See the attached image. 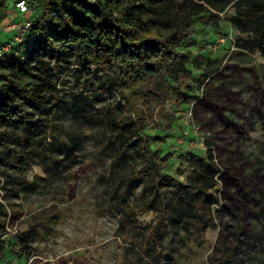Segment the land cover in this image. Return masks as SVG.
<instances>
[{"label":"rangeland","instance_id":"rangeland-1","mask_svg":"<svg viewBox=\"0 0 264 264\" xmlns=\"http://www.w3.org/2000/svg\"><path fill=\"white\" fill-rule=\"evenodd\" d=\"M191 3L161 0L175 14ZM36 12L30 9L23 16L14 9V2H9L4 21L0 19V44L14 37V32L6 30V22L21 19L30 23ZM232 14L228 10L219 18L198 15L196 35L183 45L185 51L208 52L220 61V70L208 80V91L219 94L211 100L218 98L224 109L220 115L205 107L201 99L193 106L177 107L153 82L145 89L157 92L158 97L139 106L146 114L152 148L165 157L169 174L185 178L190 173L191 155L205 156L209 150L206 141L212 140L216 145L210 150L224 173L230 172L229 157L235 168L231 175L241 174L249 180L244 186L238 179L244 186V193L238 195L240 210L222 197V206L215 210L217 228L205 234L202 246L192 240L188 246L183 237L176 238L180 264H264V54L235 47L238 33L226 21ZM43 60L53 70V82L61 96L79 94L92 100L85 117L65 112L58 122L80 141L82 159L49 180L40 158L22 160L17 147H9V156L15 157L11 166L4 168L0 162V192L4 189L8 214L0 217V226L6 227L9 235L5 239L11 243L0 256V264H152L148 257L157 248L144 230L156 223L158 205L155 202L144 212L138 211L150 200L149 180L122 185L116 198L109 199L116 177H132L139 171L142 145L136 139L122 144L111 136L108 124L113 119L136 117L104 85L102 72L87 82L79 67L60 64L53 49L46 51ZM201 74L191 70L180 76L176 85L182 90L189 87L202 98ZM54 102L51 99V104ZM24 108L37 115L33 107ZM227 123L230 126L225 128ZM11 128L0 123V131L9 133ZM0 157L4 158L3 154ZM21 167L24 171L18 169ZM245 194L251 202L249 208L243 203ZM19 233L25 234L23 244L17 240L14 244L13 236ZM141 250L147 255H141Z\"/></svg>","mask_w":264,"mask_h":264},{"label":"trees","instance_id":"trees-1","mask_svg":"<svg viewBox=\"0 0 264 264\" xmlns=\"http://www.w3.org/2000/svg\"><path fill=\"white\" fill-rule=\"evenodd\" d=\"M17 1H24L29 10L37 12L24 41L0 58V123L12 126L9 133L0 131L3 167L11 166L10 161L15 158L9 156L10 146L17 147L22 160L40 158L49 180L82 159L78 153L80 141L58 122L65 112L76 118L85 117L92 100L79 94L67 98L58 93L53 82L55 74L43 60L47 50H54L60 64L79 67L87 82L102 72L104 85L136 117L111 120V136L122 144L136 139L142 145L139 171L132 177H116L109 199L116 198L122 185L128 187L149 180L150 200L138 210L141 213L155 202L158 205L156 223L144 230L146 237L154 240L157 251L147 257L152 264H180L176 238L183 237L188 246L191 240L202 246L205 234L217 228L215 210L222 206V197L240 210L238 195L240 191L244 193L249 180L241 174L231 175L235 168L229 157L226 162L230 172L224 173L210 150L216 145L212 140L206 141L209 150L205 156L191 155L190 173L185 178L169 174L165 157L152 148L146 114L139 107L148 105L159 94L145 87L153 82L155 89L173 98L177 107L193 106L201 99L205 107L220 115L219 111L224 109L217 102L219 94L208 91V80L220 70V61L212 59L208 52L185 51L183 45L196 35L198 15L219 18L230 10L233 14L226 21L238 33L235 47L264 54V0H192L178 14L161 4V0H0L2 21L9 2H14L16 10ZM191 70L202 73L198 79L202 98L193 89L182 90L176 85L180 76ZM213 95L218 97L214 98L217 101L211 100ZM53 98L55 102L51 104ZM25 106L33 107L37 115ZM229 126L225 124V128ZM18 169L24 171L23 167ZM14 191L17 195L19 188ZM4 194L3 189L0 217L8 216ZM245 196L243 203L249 208L251 202ZM255 205L259 202L255 201ZM7 235L6 227L0 226V256L11 243V239H5ZM13 237L14 244L15 240L23 244L25 234ZM140 253L147 255L143 250Z\"/></svg>","mask_w":264,"mask_h":264},{"label":"built area","instance_id":"built-area-1","mask_svg":"<svg viewBox=\"0 0 264 264\" xmlns=\"http://www.w3.org/2000/svg\"><path fill=\"white\" fill-rule=\"evenodd\" d=\"M15 8L18 11V14H27L29 11V8L27 7V4L24 1H17L15 3ZM6 26V30L14 32V37L12 41H8L7 43H4L0 45V58L7 52L12 51V47L16 44H19L24 41L26 38V34L31 26L29 22H22L20 21H13Z\"/></svg>","mask_w":264,"mask_h":264}]
</instances>
